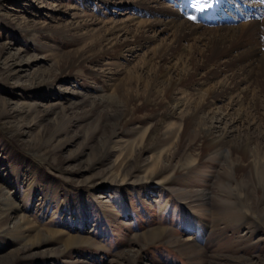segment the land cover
<instances>
[{"label": "rangeland", "instance_id": "rangeland-1", "mask_svg": "<svg viewBox=\"0 0 264 264\" xmlns=\"http://www.w3.org/2000/svg\"><path fill=\"white\" fill-rule=\"evenodd\" d=\"M176 4L0 0V264H264V104L133 42Z\"/></svg>", "mask_w": 264, "mask_h": 264}, {"label": "bare ground", "instance_id": "bare-ground-1", "mask_svg": "<svg viewBox=\"0 0 264 264\" xmlns=\"http://www.w3.org/2000/svg\"><path fill=\"white\" fill-rule=\"evenodd\" d=\"M183 2L184 7L181 9L176 4L170 13L160 12V15L168 20L163 18L138 23V32L134 36V41L132 40L135 45L150 39L147 36L149 33H152L151 39L161 31L171 33L172 43L166 47H158L154 52L157 63L160 64L159 69L167 70L169 73L175 72L177 75L179 71L190 73L186 78L179 77L177 81L171 83L170 88H176L183 80L193 84L195 77L201 73L205 78L219 79L217 89L202 100L203 104L198 112H204L223 97L228 98L230 106L264 104V23H261L263 24L261 27L258 21L261 9H264V0L235 2L231 8L225 6L224 0H208V7H204L203 4L193 7L190 0ZM219 6L224 13L217 15L221 11ZM186 14L195 19L185 20L183 16ZM230 21L235 22L231 25L225 23ZM204 23L214 24V28L207 29ZM157 25L160 28L154 29ZM119 29L123 31L122 28ZM184 43H188V46L183 45ZM110 47L114 51V44ZM175 58H178L177 62L174 66H169L171 60ZM182 105L184 106L179 102L172 109H168L165 117L178 115ZM223 119L224 116H220L218 121ZM220 133L222 136L224 133L223 138H226V132ZM210 135V130H205L202 138H208ZM219 143L215 145L217 148L224 146V142ZM4 229L8 233L11 231L9 228Z\"/></svg>", "mask_w": 264, "mask_h": 264}, {"label": "snow or ice", "instance_id": "snow-or-ice-1", "mask_svg": "<svg viewBox=\"0 0 264 264\" xmlns=\"http://www.w3.org/2000/svg\"><path fill=\"white\" fill-rule=\"evenodd\" d=\"M201 4H203L204 7H208V0H192V6L193 7H198L201 6ZM190 19H195V17H190Z\"/></svg>", "mask_w": 264, "mask_h": 264}]
</instances>
